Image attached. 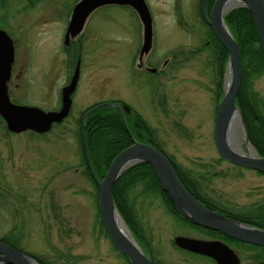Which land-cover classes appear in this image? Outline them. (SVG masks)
<instances>
[{"label": "rangeland", "instance_id": "rangeland-1", "mask_svg": "<svg viewBox=\"0 0 264 264\" xmlns=\"http://www.w3.org/2000/svg\"><path fill=\"white\" fill-rule=\"evenodd\" d=\"M75 1L43 0L32 10H24L20 4L7 21L6 31L15 44L8 88L10 98L17 104L59 111L62 90L69 85L72 66L77 62L76 50L81 64L71 112L61 127L44 139L28 132L9 139L0 134V180L10 186V194L20 198L21 206V218L15 217L12 206L7 212L0 211V226L5 224V229L11 230L22 222L26 234L23 246L30 253L47 256L55 249L81 258L71 264H124L97 224L96 190L81 165L76 122L96 104L121 102L156 129L164 149L183 167L207 164L219 157L214 142V75L207 50L191 52L188 58L179 56L162 69L173 52L205 41L198 17L200 0H146L154 26L147 63L162 71L155 76L137 68L144 27L129 7L111 5L96 10L82 34L71 41L74 48L65 46ZM154 79L157 85L153 90L150 85ZM254 88L264 97V77L255 81ZM122 112L124 116L123 108ZM177 125H183L189 136H182ZM237 135L242 154L247 155L242 129ZM248 142L261 157L249 139ZM220 169L226 177L218 180V194L236 205L259 198L256 189L264 188V175L228 163ZM8 205L17 207L13 199ZM137 208L162 262L186 264L185 256L172 245L176 236L205 239L179 230L158 204L145 202ZM189 263L200 261L190 259Z\"/></svg>", "mask_w": 264, "mask_h": 264}, {"label": "trees", "instance_id": "trees-1", "mask_svg": "<svg viewBox=\"0 0 264 264\" xmlns=\"http://www.w3.org/2000/svg\"><path fill=\"white\" fill-rule=\"evenodd\" d=\"M42 1L0 0V29L6 31L7 21L10 17L14 16L16 6L21 4L24 10H32ZM79 1L76 0L75 5ZM215 1L208 0V11L211 10ZM198 17L201 19V30L203 28L202 32L205 39L202 44L210 45V51L207 54H209L210 59L209 66L213 70L214 94L218 106L224 96V75L229 62V54L212 29L203 20L201 0L198 6ZM224 19L230 33L240 47L243 60L244 77L237 97V108L241 112L250 143L258 154L264 158V97L254 88L255 81L264 77V51L259 42L252 14L247 8H235L229 11ZM70 44L69 49L74 48V42ZM79 54L80 52L76 50L75 60L79 59ZM73 67L75 69V66ZM14 102L16 103V101ZM114 103L122 107L121 102ZM93 108L96 109L83 120L84 115ZM124 120L114 106L101 103L88 108L76 122V137L80 143L81 165L84 167V175L92 182L96 190L95 203L97 208L98 192L93 176L98 181H102L114 158L123 150L130 147L132 145V138H134L137 142L152 145L164 153L186 190L207 208L230 219L264 230V188L256 189L259 195L256 201L245 205H236L216 191L218 180L226 177V173L220 169L223 164L227 163L226 161L218 157L207 164L200 166L193 165L192 168L183 167L172 155L167 153L160 142L156 129L150 126L141 115L134 110H131L129 113L125 111ZM59 127L61 125L56 124L52 130ZM177 128L182 136H189V132L183 125H177ZM27 132L30 136L41 139H44L47 136L46 134L50 133L38 134L32 131ZM0 134L3 139H9L11 136L18 135L8 131L1 116ZM84 143L86 145L87 157L84 152ZM88 163L93 175L88 167ZM232 166L240 170L242 169L235 165ZM258 174L262 175L261 173ZM9 187L3 179L0 180V211L4 210L7 212L10 210L9 207L12 206V213L15 214L16 218H21V211L18 209L20 198L14 196L13 193L10 194L7 191ZM23 198L25 197H21V200ZM113 198L125 225L148 257L153 261V264L174 263L162 262L156 256L157 252L153 245V236L145 230L140 218V210L137 208L138 204H144L145 202L158 204L171 217L174 225L179 230L200 234L205 238L203 240L220 241L226 244L237 253L241 264L242 262L243 264H264V248L230 239L218 232L203 229L187 221L178 211L168 194L162 190L154 168L148 164L141 163L126 170L114 186ZM10 199L16 202L17 207L14 208L13 205H8ZM2 218L6 222V219ZM17 224L11 230H6L5 224H2L0 226V231H2L0 241L28 254L38 261V263L71 264L73 261L78 263L77 260L81 259L79 257L78 259L74 258L69 254L60 253V251L55 249H51V253L47 256L27 252L23 246L24 239L26 238L24 225L22 222ZM97 224L100 232L104 237L108 238L99 212L97 213ZM172 245L174 249L185 256L187 260L186 264H190V259L194 261L199 260L200 264H216L210 258L193 254L177 247L174 239ZM114 251L117 252L115 249ZM118 257L124 264H131L127 257L121 254H118Z\"/></svg>", "mask_w": 264, "mask_h": 264}, {"label": "water", "instance_id": "water-1", "mask_svg": "<svg viewBox=\"0 0 264 264\" xmlns=\"http://www.w3.org/2000/svg\"><path fill=\"white\" fill-rule=\"evenodd\" d=\"M206 1L202 0L201 5L203 18L229 54L224 81L225 94L216 109L214 119L215 146L218 155L224 161L264 175V158L259 157L255 151L254 156H249V154L243 155L235 149L233 140L235 115H238L243 125L242 131L247 152L250 147L242 115L237 108V97L243 84L244 69L240 47L224 19L225 15L235 8H247L252 14L259 42L264 51V0H216L209 17L205 11ZM111 5L128 6L136 12L144 27L141 54L148 53L153 44L154 29L152 14L146 0H80L72 10L64 37V45L69 46L71 40L82 33L88 18L96 10ZM14 61V41L5 30L0 29V116L8 131L12 133L21 134L27 131L38 134L48 133L55 124L63 123L70 114L72 96L76 92L80 77V63H78L69 85L62 90L60 110L46 112L38 107L19 105L11 101L7 92V84L11 79ZM149 71L156 72V69ZM106 105L114 106L123 120L122 108L125 111L130 110L128 107H120L116 103H106ZM95 109H91L86 117ZM84 152L87 157L85 143ZM141 163L154 168L162 190L168 194L178 211L192 225L218 232L242 243L264 248V230L230 219L207 208L186 190L164 153L152 145L137 142L132 138V145L114 158L103 180L98 181L94 178L98 192V211L107 237L114 249L127 257L131 264H153V261L126 229L115 205L113 189L126 170ZM88 167L91 170L89 163ZM120 222H122L127 235ZM174 243L187 252L210 258L216 264H241L237 253L220 241L176 236ZM0 264L40 263L26 253L0 241Z\"/></svg>", "mask_w": 264, "mask_h": 264}, {"label": "flooded vegetation", "instance_id": "flooded-vegetation-1", "mask_svg": "<svg viewBox=\"0 0 264 264\" xmlns=\"http://www.w3.org/2000/svg\"><path fill=\"white\" fill-rule=\"evenodd\" d=\"M207 3H208V0L206 1V9H205V11H206V15H207V17H209V15H210V11H208V7H207ZM201 5H202V0H201ZM202 17H203V15H202ZM203 20H204V18H203ZM193 21L194 22H197L198 21V19L196 18V19H193ZM205 21V20H204ZM205 23H206V21H205ZM207 24V23H206ZM86 25V24H85ZM208 25V24H207ZM209 26V25H208ZM85 28V27H84ZM84 31V30H83ZM82 31V32H83ZM82 34V33H81ZM80 34V35H81ZM79 35V36H80ZM78 36V37H79ZM77 38V37H76ZM75 38V39H76ZM74 40V39H73ZM72 41V40H71ZM142 46H143V43H142V45H141V48L140 49H138V58H137V60H136V62H137V68L138 69H140V70H142V71H144V72H146V73H150L151 75H153V76H155V75H158L160 72H162V71H159V69L158 68H155V67H149L148 66V63H149V61H148V63H147V58H149V55H150V53H151V51H152V47H151V49L149 50V52L148 53H145V54H141V50H142ZM209 48H210V45L209 44H205V45H203V44H201V45H192V46H189L188 48H181V49H179V50H177V51H175V52H173L174 54H173V56L170 58V60H166L165 62H164V64H163V66H162V69L164 70L165 68H167V66L170 64V62L174 59L175 61H176V58L177 57H184V58H188L189 56H192V54H191V52H195V51H201V50H203V51H205V50H207V51H210L209 50ZM182 62V61H181ZM15 63V62H14ZM78 63H80L81 64V59H80V57H79V59L77 60V62H76V65H75V69H76V67L78 66ZM177 63V62H176ZM136 64V63H135ZM13 67H14V64H13V66H12V70H11V74H12V72H13ZM75 69H74V71H75ZM150 69H156V72H150L149 70ZM155 78V77H154ZM9 83H10V81L8 82V84H7V92H8V95H9V97H10V92H9V88H8V86H9ZM156 85H157V80H153L152 82H151V87H152V89L154 90V88L156 87ZM122 107H126V105L124 104V103H122ZM130 112V110L129 111H127V113H129ZM87 114V113H86ZM86 114L84 115V117H83V120H85L87 117H86ZM89 115V114H88Z\"/></svg>", "mask_w": 264, "mask_h": 264}, {"label": "bare ground", "instance_id": "bare-ground-1", "mask_svg": "<svg viewBox=\"0 0 264 264\" xmlns=\"http://www.w3.org/2000/svg\"><path fill=\"white\" fill-rule=\"evenodd\" d=\"M234 119H236V120H235L236 122L234 123V126H233V140H234V142H235V149H236L239 153H242V151H241V149H240V147H239V144H238V135H237V131H238L239 129H242V126H243V125H242L241 121L239 120L238 115H235ZM248 154H249V156H254V150H253L251 147L248 148ZM248 154H247V155H248ZM243 155H244V154H243ZM120 225H121V227H122L124 233L127 235V233L125 232V230H124V228H123L122 222H120Z\"/></svg>", "mask_w": 264, "mask_h": 264}]
</instances>
